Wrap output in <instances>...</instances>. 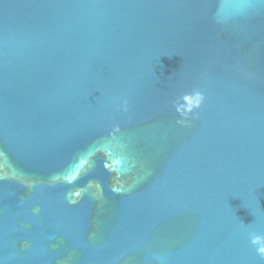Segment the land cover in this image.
Segmentation results:
<instances>
[{
  "label": "water",
  "instance_id": "water-1",
  "mask_svg": "<svg viewBox=\"0 0 264 264\" xmlns=\"http://www.w3.org/2000/svg\"><path fill=\"white\" fill-rule=\"evenodd\" d=\"M264 0H0V264H264Z\"/></svg>",
  "mask_w": 264,
  "mask_h": 264
},
{
  "label": "clouds",
  "instance_id": "clouds-1",
  "mask_svg": "<svg viewBox=\"0 0 264 264\" xmlns=\"http://www.w3.org/2000/svg\"><path fill=\"white\" fill-rule=\"evenodd\" d=\"M261 253H264V249H260Z\"/></svg>",
  "mask_w": 264,
  "mask_h": 264
}]
</instances>
